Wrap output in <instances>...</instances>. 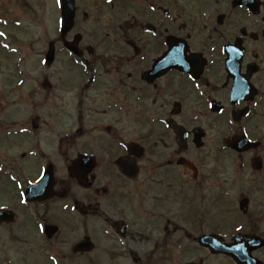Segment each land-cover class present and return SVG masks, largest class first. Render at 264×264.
Here are the masks:
<instances>
[{"label": "flooded vegetation", "instance_id": "obj_1", "mask_svg": "<svg viewBox=\"0 0 264 264\" xmlns=\"http://www.w3.org/2000/svg\"><path fill=\"white\" fill-rule=\"evenodd\" d=\"M75 3V26L58 43L73 65L94 71L75 88L78 108L94 102L90 95L95 98L98 91L105 97L106 118L84 125L85 119H78L68 134L41 132L43 121L36 119L34 131L26 133L41 137L32 151L12 147L15 135L10 130L15 121L0 126V259L8 261L15 255L25 261L33 230L43 226L44 233L48 225L60 226L52 218L56 214H66L67 220L76 214L87 221L100 213V198L110 200L112 208L120 206V192L109 188L124 181L117 160L128 154L131 145L126 141L128 119L140 155L136 178L124 179L137 180L141 198L148 195L158 211L169 205L177 187L185 192L191 187H219L220 156L227 152L235 192L233 232L264 237V0ZM167 55L168 63L155 70ZM228 139L232 150L225 147ZM86 156L94 157L96 164L80 182L69 176L68 169L86 168ZM32 171L36 180L29 183ZM45 174L53 184L52 198L25 201V187ZM241 203L247 205L242 208ZM144 213L138 209L141 230ZM123 218L105 220L115 233L123 231L126 241L129 226ZM155 218L166 219L162 229L166 236L177 230L187 234L168 212ZM75 228L71 224L69 229ZM42 236L49 242L45 233ZM70 252V257L89 255L71 248ZM256 254L264 255L261 250Z\"/></svg>", "mask_w": 264, "mask_h": 264}, {"label": "rangeland", "instance_id": "obj_2", "mask_svg": "<svg viewBox=\"0 0 264 264\" xmlns=\"http://www.w3.org/2000/svg\"><path fill=\"white\" fill-rule=\"evenodd\" d=\"M57 10L56 0H20L19 3L14 0H0V34L2 35L0 36V123L3 125L9 119L17 122L42 119L48 122V124L41 125L43 132L51 130L56 133L61 130L65 133L72 131L78 116L84 119V116L80 114L83 110H87V107L80 110L75 92L71 87L64 88L68 82L74 83L76 80L84 82L86 77L80 78L82 71L80 69L71 71L68 67V59L65 60L63 53L59 51L52 67L47 69L45 65L44 55L48 50V45L57 40ZM99 73L104 72L100 70ZM44 77L49 79L50 88L44 85ZM104 101L101 95L97 105L91 107L93 112L105 108ZM87 113L88 111L85 112ZM61 119L64 120V126L63 124L62 126L57 125ZM82 122L84 123L83 120ZM20 125L16 126V132L20 131ZM20 147L19 144L15 146L18 149ZM96 154L101 159L105 158L100 150H96ZM230 163V160H227L226 164ZM99 166L102 168L104 162H101ZM223 171V181L230 180V169L223 167ZM116 185L112 183L109 189L112 193L117 189L120 195L127 193V198L121 201H129L128 204L123 203L112 208L110 200L105 201L104 198H100L98 199L100 213L96 214L93 221L89 220L84 225L77 218L67 220L60 213L52 217L63 227L68 223L80 227L75 234L70 235L69 226H67L62 236L55 239L56 247L53 252L58 257L55 264L72 262L75 264H234L228 258L211 255L200 248L196 242L202 233L218 231L227 240H230L233 235L232 227H235V217L230 218L234 221H230L233 226L229 225L224 228L228 223L222 221L224 216L217 214L223 207L232 211V206L235 204L222 206L218 203L214 204L212 210L210 209L211 203H215V198L218 197V187L217 190L216 188H211L209 191L207 189L208 193L205 196L204 193L201 194L202 191L201 193L193 191L190 194L185 193L181 199H174L175 202L172 201L169 208L165 210H168L170 218L175 219L176 223H184V229L188 233L186 235L176 233L163 242L162 225H148L153 221L150 214L156 215L157 211L152 210L150 198L146 197L148 195H145L143 200L140 199L137 193V180L134 183L124 180L121 185ZM196 195L200 196L203 201L200 202L202 199L196 200L194 198ZM139 204H143V211H149V215L144 217L142 230L138 231L139 224L136 217ZM223 211L226 212L224 209ZM163 212L159 211V213ZM197 212L207 216L206 221L200 220L196 216ZM105 217L114 219L124 217L135 228L133 227L126 241L115 242L110 237L109 230L104 226ZM83 226L95 239L97 246L95 252L84 257L66 258L64 255L67 253V247H70L68 245L76 243L85 232L82 229ZM262 228L264 229V226ZM33 236L35 237L36 234ZM33 242V247L40 251L31 257L28 264H49L44 263L47 258L44 255L45 252L40 249L42 243L34 240ZM167 243L169 245L163 247ZM12 260L13 264H23L19 256L12 257Z\"/></svg>", "mask_w": 264, "mask_h": 264}, {"label": "water", "instance_id": "obj_3", "mask_svg": "<svg viewBox=\"0 0 264 264\" xmlns=\"http://www.w3.org/2000/svg\"><path fill=\"white\" fill-rule=\"evenodd\" d=\"M72 7V3H69ZM68 10V8H67ZM69 20H72V17L69 16ZM245 240L241 237L236 238L235 244H226L217 236H204L200 238L199 242L206 247H209L214 253H224L235 259H238L240 262L249 261L248 252L255 247V242H244ZM239 243V244H238ZM245 245V247L238 245Z\"/></svg>", "mask_w": 264, "mask_h": 264}, {"label": "snow or ice", "instance_id": "obj_4", "mask_svg": "<svg viewBox=\"0 0 264 264\" xmlns=\"http://www.w3.org/2000/svg\"><path fill=\"white\" fill-rule=\"evenodd\" d=\"M109 2H110V0H109ZM41 230L43 231V226H41Z\"/></svg>", "mask_w": 264, "mask_h": 264}]
</instances>
